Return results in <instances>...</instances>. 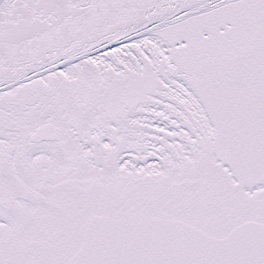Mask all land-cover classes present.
<instances>
[{
    "label": "snow or ice",
    "instance_id": "obj_1",
    "mask_svg": "<svg viewBox=\"0 0 264 264\" xmlns=\"http://www.w3.org/2000/svg\"><path fill=\"white\" fill-rule=\"evenodd\" d=\"M0 264H264V0H0Z\"/></svg>",
    "mask_w": 264,
    "mask_h": 264
}]
</instances>
